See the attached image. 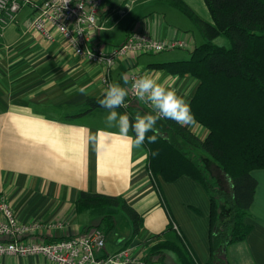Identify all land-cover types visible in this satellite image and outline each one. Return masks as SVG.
Instances as JSON below:
<instances>
[{
  "label": "crops",
  "instance_id": "0c3cea01",
  "mask_svg": "<svg viewBox=\"0 0 264 264\" xmlns=\"http://www.w3.org/2000/svg\"><path fill=\"white\" fill-rule=\"evenodd\" d=\"M182 1L201 19L212 21L205 0ZM126 2L104 0L99 29L91 31L93 43L108 50L122 46L132 33H141L155 41H180L184 46L118 59L111 70V84L129 88L123 74L129 77L136 69L151 72L190 102L199 82L153 65L189 60L193 50L206 42L201 30L170 0ZM28 16L29 10L22 11L19 22L7 26L0 36V202H8L20 222L43 226L32 240L52 242L92 226L106 233L102 212L77 206L81 192L120 197L139 213L142 227L134 234L131 219L118 214L115 228L106 234L105 253L129 249L143 264L146 259L148 264H182L171 250L150 254L154 244L175 241L177 236L194 262L207 264L213 252L211 199L205 187L186 175L174 182L161 176L154 179L144 147L135 150L119 136L105 135L118 131L106 127L108 111L68 120L65 116L83 109L89 97L105 93L100 82L104 68L76 56L54 29V41L26 29ZM186 127L202 140L208 134L197 122ZM251 175L257 181L245 220L251 230L243 242L226 248L227 264H264V169L253 170ZM0 260L52 264L42 256Z\"/></svg>",
  "mask_w": 264,
  "mask_h": 264
},
{
  "label": "trees",
  "instance_id": "16d2710c",
  "mask_svg": "<svg viewBox=\"0 0 264 264\" xmlns=\"http://www.w3.org/2000/svg\"><path fill=\"white\" fill-rule=\"evenodd\" d=\"M170 2L198 26L206 42L193 50L189 60L153 66L199 82L190 105L196 122L208 134L202 140L186 126L161 119L156 125L158 132L148 133L157 135L156 142L146 140L143 147L154 179L161 176L174 182L186 175L207 190L211 199L213 252L207 264H220L226 248L243 242L250 233L251 226L245 220L257 188L251 172L264 169V0H205L211 22L201 19L182 0ZM217 37H223L228 44L214 45L212 41ZM103 98L104 94L89 97L83 109L65 117L77 120L94 111H108L98 103ZM116 111L128 114L133 122L137 114H152L133 104ZM157 150L159 155L153 157L151 152ZM209 160L223 176L211 173ZM77 206L102 212L105 234L113 231L120 212L131 219L134 234L141 230V216L123 198L81 192ZM175 241L154 244L150 254L171 250L182 264H197L186 254L181 241Z\"/></svg>",
  "mask_w": 264,
  "mask_h": 264
},
{
  "label": "built area",
  "instance_id": "2783aa9c",
  "mask_svg": "<svg viewBox=\"0 0 264 264\" xmlns=\"http://www.w3.org/2000/svg\"><path fill=\"white\" fill-rule=\"evenodd\" d=\"M135 1L127 0L126 3ZM103 5L104 0H0V36L7 26L19 22L22 11L29 10L26 29L39 31L48 41L55 40L51 29L62 35L76 56L104 68L100 82L105 89L111 84V70L118 59L129 54H159L184 46L180 41H155L141 33H132L122 46L108 50L93 43L91 31L99 29L98 16ZM143 74L137 69L132 72L130 85ZM130 85L124 108L141 103L155 114L151 103L138 99L131 92ZM0 213L3 216L0 221V258L42 256L52 264H143L136 261L129 249L105 253L107 237L100 227L92 226L79 235L58 241H35L33 235L42 229L41 224L21 225L6 201L0 202ZM173 228L179 231L174 223ZM0 264L9 263L0 260Z\"/></svg>",
  "mask_w": 264,
  "mask_h": 264
},
{
  "label": "clouds",
  "instance_id": "9594fccd",
  "mask_svg": "<svg viewBox=\"0 0 264 264\" xmlns=\"http://www.w3.org/2000/svg\"><path fill=\"white\" fill-rule=\"evenodd\" d=\"M214 45L223 46L226 41L223 37L213 39ZM125 85L129 84L127 74L122 76ZM130 90L138 99L147 100L155 110V114H145L135 116L134 122L128 114H120L116 109L124 107L126 97L129 95V88L121 86L119 83L109 84L104 98L98 103L102 108L108 110L105 118L106 127L116 128L117 132H105L107 136H119L135 150L142 149L145 141L155 143L157 135L148 136L149 132H158L157 122L161 119H169L180 126H190L196 123V118L192 112L190 102L185 96L178 94L177 90L167 85V81H161L158 74L145 72L143 75L131 81ZM81 93L86 92L85 88L80 89ZM100 131H104L101 129ZM134 133V135H130ZM96 136L92 139L95 141ZM153 157L159 155L158 150L151 152Z\"/></svg>",
  "mask_w": 264,
  "mask_h": 264
},
{
  "label": "rangeland",
  "instance_id": "374dc122",
  "mask_svg": "<svg viewBox=\"0 0 264 264\" xmlns=\"http://www.w3.org/2000/svg\"><path fill=\"white\" fill-rule=\"evenodd\" d=\"M225 41H226V43H224L223 44V46H225V45H227L228 44V41L226 40V39H224ZM208 166H209V169H210V171H211V173H213V175H216L217 177H220V176H223V174L220 172V169H218V167H216L214 164H212L211 163V161L209 160L208 161ZM222 174V175H221ZM224 210H225V207H224ZM120 214L122 215V214H125V213H123V212H120ZM126 215V214H125ZM17 217V216H16ZM128 217V216H127ZM129 218V217H128ZM18 219V218H17ZM3 220V216H2V218L0 219V221H2ZM18 221H19V219H18ZM20 222V221H19ZM20 224L21 225H26V224H24V223H22V222H20ZM105 233V232H104ZM180 241V239L176 236V241ZM175 241V242H176Z\"/></svg>",
  "mask_w": 264,
  "mask_h": 264
},
{
  "label": "water",
  "instance_id": "95a60500",
  "mask_svg": "<svg viewBox=\"0 0 264 264\" xmlns=\"http://www.w3.org/2000/svg\"><path fill=\"white\" fill-rule=\"evenodd\" d=\"M221 259L227 264V257H226V255H223V256L221 257Z\"/></svg>",
  "mask_w": 264,
  "mask_h": 264
}]
</instances>
